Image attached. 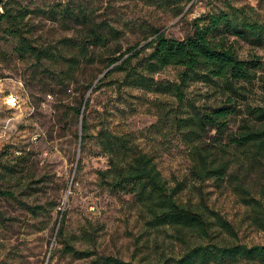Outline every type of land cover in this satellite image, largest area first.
<instances>
[{"label":"rangeland","instance_id":"1","mask_svg":"<svg viewBox=\"0 0 264 264\" xmlns=\"http://www.w3.org/2000/svg\"><path fill=\"white\" fill-rule=\"evenodd\" d=\"M67 0H11L13 11H32L24 20V33L37 45L60 47L64 38L79 39L83 30H65L46 11ZM95 10L99 20H107L118 37L109 49L95 50L91 64H82L77 83L67 89L44 71L59 70L51 62L36 64L18 59L14 40L0 22V165L15 169L0 178V186L10 193L0 196V264H94L99 257H116L136 264H156L177 257L184 246L176 234L164 227H149L137 212L132 197L100 187L96 172L107 167L93 136L101 128L116 134H132L139 148L152 156L162 178L172 188L180 185L177 201L197 208L214 222L213 212L232 226L233 234L214 226V233L228 243L264 246V231L252 225L247 209L228 186L214 187L190 174L188 146L173 128L178 116L194 110L221 105L224 97L213 86L191 78L184 86V99L178 102L168 94L152 93L132 83L122 82L123 73L108 74L109 53L113 50L132 58L128 68L141 70L150 49L152 30L182 39L192 32L194 19L208 13L228 11L230 4L264 16V1L258 0H70ZM54 9V8H53ZM234 40L241 60L260 62L258 75L264 77V43ZM259 64V63H258ZM182 69L168 67L155 80L177 83ZM104 76V78H103ZM101 80L99 88L94 89ZM92 83V84H91ZM91 84L90 87H88ZM261 82L249 87L238 108L264 101ZM14 95L17 105L8 108L4 98ZM88 100L83 110L87 139L81 144L82 120L72 108ZM230 130L236 121L229 123ZM3 169L0 168V175ZM64 215V239L57 230ZM75 250L89 251L77 259L64 253L63 243Z\"/></svg>","mask_w":264,"mask_h":264},{"label":"trees","instance_id":"2","mask_svg":"<svg viewBox=\"0 0 264 264\" xmlns=\"http://www.w3.org/2000/svg\"><path fill=\"white\" fill-rule=\"evenodd\" d=\"M10 3L11 0H0V22L5 25L4 32L14 40L13 51L17 58H29L36 64L60 65L59 70L45 68L44 71L66 89L77 83L76 74L82 64L93 63L94 51L109 49L110 41L118 37L117 30L107 20H99L93 8L82 4L71 6L67 0L49 7L46 14L65 30L80 28L83 37L64 38L60 47L37 45L23 30V22L32 11H13ZM228 7V11L194 19L192 32L182 39L152 30L151 40L143 48L150 52L144 57L140 71L128 68L129 61L139 54L132 49L127 51L132 53L126 59L119 50L111 51L106 57V69L110 67L108 74L122 72V82L129 81L152 93L171 95L178 102L184 99L182 88L191 78L213 84L224 97L221 105L178 116L172 126L188 146L191 176L200 183L212 181L216 188L228 186L246 207V217L252 225L264 231V101L255 106L247 104L243 111L236 104L237 100L245 99L249 87L253 88L258 81L264 91V77L258 75L260 62L241 60L231 40L249 41L254 45L264 43V16L253 8L247 13L230 4ZM168 67L182 69L180 80L177 83L155 80V75ZM100 84L101 80L94 89ZM87 103L85 100L83 109L82 104L72 108L75 115L81 114V144L87 139L83 118ZM231 120L237 125L233 131H229ZM93 138L107 162L105 169L96 172L98 185L129 194L149 227L172 230L184 246L177 257L165 258L156 264H264V246L224 242L212 230L217 226L233 234L231 224L222 216L211 211L209 214L215 218L210 222L205 212L179 203L176 196L180 185L172 188L167 185L152 156L139 148L132 134H116L101 128ZM0 168L3 169L0 178L6 173H15L12 167L0 165ZM9 195L0 186V196ZM63 219L64 215L57 230L60 239H64ZM63 251L77 259L91 255L65 242ZM93 263L136 264L111 256L96 258Z\"/></svg>","mask_w":264,"mask_h":264},{"label":"built area","instance_id":"3","mask_svg":"<svg viewBox=\"0 0 264 264\" xmlns=\"http://www.w3.org/2000/svg\"><path fill=\"white\" fill-rule=\"evenodd\" d=\"M17 103V98L14 95H8L4 98V104L8 108L15 107Z\"/></svg>","mask_w":264,"mask_h":264}]
</instances>
